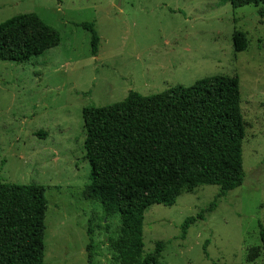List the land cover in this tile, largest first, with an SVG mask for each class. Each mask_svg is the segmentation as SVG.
<instances>
[{
	"label": "rangeland",
	"instance_id": "obj_1",
	"mask_svg": "<svg viewBox=\"0 0 264 264\" xmlns=\"http://www.w3.org/2000/svg\"><path fill=\"white\" fill-rule=\"evenodd\" d=\"M25 12L58 31L60 42L28 61H0V180L46 186L44 263L119 264L109 245L118 235L119 215L104 217L87 195L82 108L120 101L130 90L150 95L223 74L239 80L244 182L191 224L184 240L181 222L208 205L217 185L183 192L172 206H148L143 248L150 252L155 242H168L159 264H264L258 233L264 225L259 7L233 8L229 0H0V22ZM82 22H94L100 38L94 56ZM235 29L248 40L240 52L232 46ZM251 255L257 257L249 261Z\"/></svg>",
	"mask_w": 264,
	"mask_h": 264
},
{
	"label": "trees",
	"instance_id": "obj_2",
	"mask_svg": "<svg viewBox=\"0 0 264 264\" xmlns=\"http://www.w3.org/2000/svg\"><path fill=\"white\" fill-rule=\"evenodd\" d=\"M229 1L233 8L259 7L264 16V0ZM80 25L90 33L94 56L100 39L94 22ZM59 42L58 31L35 12L0 22V61H28ZM247 45L246 33L235 29L233 50L243 51ZM81 115L83 149L90 165L87 195L99 202L104 217L119 215L118 235L109 238L119 264H159L168 242L159 240L152 251H144L143 218L148 206H172L183 192L217 185L208 205L181 222L179 238L184 240L191 224L204 219L244 182L246 122L237 76H205L189 86L178 84L150 95L130 90L120 101L83 107ZM45 192L42 184L0 180V264H45ZM258 233L264 252L260 223ZM89 240L87 249L92 246ZM207 243L206 239L204 253Z\"/></svg>",
	"mask_w": 264,
	"mask_h": 264
}]
</instances>
